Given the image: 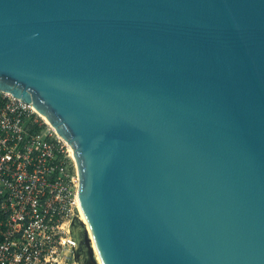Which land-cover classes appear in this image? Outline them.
<instances>
[{
    "label": "water",
    "instance_id": "obj_1",
    "mask_svg": "<svg viewBox=\"0 0 264 264\" xmlns=\"http://www.w3.org/2000/svg\"><path fill=\"white\" fill-rule=\"evenodd\" d=\"M0 90L72 146L102 264H264V0H0Z\"/></svg>",
    "mask_w": 264,
    "mask_h": 264
},
{
    "label": "built area",
    "instance_id": "obj_2",
    "mask_svg": "<svg viewBox=\"0 0 264 264\" xmlns=\"http://www.w3.org/2000/svg\"><path fill=\"white\" fill-rule=\"evenodd\" d=\"M78 182L66 141L0 90V264H79Z\"/></svg>",
    "mask_w": 264,
    "mask_h": 264
},
{
    "label": "bare ground",
    "instance_id": "obj_3",
    "mask_svg": "<svg viewBox=\"0 0 264 264\" xmlns=\"http://www.w3.org/2000/svg\"><path fill=\"white\" fill-rule=\"evenodd\" d=\"M34 108V110L36 111V113L42 118V120H44V122L46 124H48L51 129L53 131L56 132L55 128L51 125V123L49 122L48 118L43 115V114H40L36 108L34 106H32ZM57 133V132H56ZM66 143L68 144V148H69V151H70V154L71 156L75 159V156H74V151L72 149V146L66 141ZM76 163V162H75ZM77 174H78V178H79V175H80V171H79V165L77 164ZM76 199H77V203H78V207L80 209V213H81V219L83 220V223L85 225V229H86V232L88 234V240H89V243L95 253V256H96V259H97V262L98 264H102L101 262V259L99 257V254L97 252V249H96V246H95V243H94V240L92 238V235H91V230H90V226H89V222H88V218H87V215H86V212H85V207H84V204H83V199H82V188H81V184H80V181L78 182V190H77V194H76Z\"/></svg>",
    "mask_w": 264,
    "mask_h": 264
},
{
    "label": "rangeland",
    "instance_id": "obj_4",
    "mask_svg": "<svg viewBox=\"0 0 264 264\" xmlns=\"http://www.w3.org/2000/svg\"><path fill=\"white\" fill-rule=\"evenodd\" d=\"M79 237L81 238L82 244L81 248L78 251V263L79 264H98L95 253L89 243L88 234L85 229L84 223L81 225V229L79 231Z\"/></svg>",
    "mask_w": 264,
    "mask_h": 264
}]
</instances>
